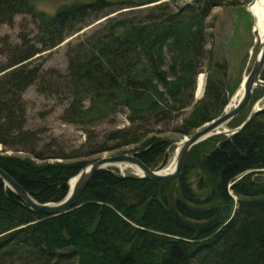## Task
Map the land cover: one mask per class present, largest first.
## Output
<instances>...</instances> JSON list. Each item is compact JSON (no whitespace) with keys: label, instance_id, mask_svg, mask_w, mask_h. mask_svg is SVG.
<instances>
[{"label":"trees","instance_id":"obj_1","mask_svg":"<svg viewBox=\"0 0 264 264\" xmlns=\"http://www.w3.org/2000/svg\"><path fill=\"white\" fill-rule=\"evenodd\" d=\"M37 1L0 0V25L28 15L37 29L33 40L23 36L17 45L4 40L7 60L0 63V145L30 156L0 155V168L36 202L62 200L69 180L89 161H64L59 155L50 158L62 162L46 161L37 133L25 128L22 94L35 83L40 89L48 86L49 74L38 55L92 22L128 9L105 19L101 31L69 44L65 77L48 84L69 94L61 116L65 123L91 125L120 107L128 111L129 127L112 132L106 142L119 143L96 153L135 144L131 151L140 152L138 159L161 169L171 143L146 138L150 123H169L174 113L190 107L178 130L189 136L229 103L221 85L208 78L203 98L194 99L206 55V20L214 8L250 0H190L171 8L163 2L142 13L138 7L161 0H95L64 5L51 15L37 10ZM253 93L257 97L258 90ZM245 111L227 126H239ZM194 170L211 188L202 200L187 182ZM169 196L188 219L209 220L223 209L226 217L209 229L191 230L168 212ZM181 200L214 209L194 214ZM77 205L48 218L32 211L0 179V264H264V109L237 134L213 136L194 146L177 182L104 169L93 175Z\"/></svg>","mask_w":264,"mask_h":264},{"label":"rangeland","instance_id":"obj_2","mask_svg":"<svg viewBox=\"0 0 264 264\" xmlns=\"http://www.w3.org/2000/svg\"><path fill=\"white\" fill-rule=\"evenodd\" d=\"M95 0H38L36 2L37 10L46 14H54L60 7L75 2H93ZM109 2H140L145 0H106ZM190 0H161L151 4H145L141 7L140 13L145 12L154 5L167 2L169 7L182 5ZM251 2V0H250ZM250 2L240 1L239 5L229 7H217L212 9L207 18V41L205 46L206 55L201 64L200 73L196 77H203L206 84L207 78L213 80L216 84L221 85L226 95L230 98L236 92L242 78L248 73L252 66L257 45H254L253 34V18L246 11V7ZM121 11L109 14L101 19L92 22V24L84 27L78 33L66 38L65 41L56 48L39 54L38 61L41 68L47 72L46 85L49 86L48 80L54 82V79L63 78L67 72V51L68 45L76 43L84 36H90L93 33L102 30L105 19L109 17H118ZM124 14V13H123ZM37 34L36 25L28 15H16L11 25H0V63L4 64L7 60L6 50L3 49L2 43L6 40L11 45L20 43V37L26 36L33 40ZM253 53L251 54V50ZM208 58L211 61H208ZM35 83L29 86L22 94L25 105V128L37 133L38 150L45 151L46 161L62 162L61 159L50 158L51 156H61L64 161H95L97 159L109 156L128 153L134 150L137 145H123L115 149L105 152H97L106 146L118 144L119 142L107 143V138L112 132L122 130L129 127L127 121L128 111L125 108H118L116 111L108 114L106 117L96 121L91 125L69 124L62 121V114L69 104V94L66 89L45 86ZM54 86V85H53ZM205 87V85H204ZM55 88V89H53ZM196 89V85H195ZM41 90L43 92H41ZM205 90V89H204ZM257 97L252 95L250 104L245 108V115H248L253 108H262L264 106V88H259ZM233 93V94H232ZM204 96L196 98L194 91V99L199 100ZM231 99V98H230ZM229 99V100H230ZM85 106L88 105L86 101ZM191 108L180 111L179 114L172 115L174 119L169 123H150L147 126L148 133L146 138L156 136L167 139L171 146L166 150L168 154L167 163L163 168H156L154 171H160L166 168L172 158L176 147L173 143L182 141L185 137L178 130L183 119L189 114ZM247 117V116H246ZM229 128V127H228ZM1 156H15L20 158H30V156L22 151L5 149L0 145ZM87 164V165H88ZM86 165V166H87ZM85 166V167H86ZM107 169L117 171L121 176L134 175L137 173L134 167H108ZM191 190L199 199H204L211 191L207 179L199 171H191L187 177ZM175 188V186H174ZM174 193V192H173ZM172 195V194H171ZM172 199V198H171ZM78 205L76 204L75 208ZM73 208V209H75Z\"/></svg>","mask_w":264,"mask_h":264},{"label":"water","instance_id":"obj_3","mask_svg":"<svg viewBox=\"0 0 264 264\" xmlns=\"http://www.w3.org/2000/svg\"><path fill=\"white\" fill-rule=\"evenodd\" d=\"M254 1L255 0H251L250 3H253ZM246 11L248 12L247 8ZM256 45L257 50L254 55L252 66L239 84V86L243 87V94L239 102L230 110H228L227 104L224 107L221 115L204 124L202 127L195 130L191 135L185 137L182 141L173 143L177 149L173 159L174 168L171 172L162 174L160 171H154L150 169L136 156L140 152L135 151L97 159L81 169L74 177L69 180L68 191L62 200L45 204L36 202L11 176H9L1 168L0 179L3 181L5 186L32 211L48 218L59 216L75 208L79 198L88 186L93 175L100 170L107 169L108 167H135L139 170L140 174H137V176L132 175L133 177L166 184L177 182L185 168L188 153L194 146L213 136H232L237 134L247 125V123L256 113L264 109V106L258 109L253 108L247 115L246 119L239 126L235 128H229L227 131L218 130L221 126L230 123L241 114V112L250 104L254 90L264 88V81L261 78L262 72L264 70V34L259 42H257L255 38L253 47ZM71 180H73L72 185L70 184ZM180 202L187 211L194 214L206 213L214 209V206L196 207L187 204L183 200ZM168 212L175 218L177 222L194 231L209 229L214 225H217L219 222H222L226 217V209H223L221 213H217L209 220L195 221L188 219L182 216L176 210L175 203L172 201L171 196H169L168 201Z\"/></svg>","mask_w":264,"mask_h":264},{"label":"bare ground","instance_id":"obj_4","mask_svg":"<svg viewBox=\"0 0 264 264\" xmlns=\"http://www.w3.org/2000/svg\"><path fill=\"white\" fill-rule=\"evenodd\" d=\"M246 8L248 10V13L253 18L254 38H256L257 42H259V40L263 37V34H264V0H255L253 3H249ZM253 50L254 49L251 50V54L253 53ZM204 85H205V83H204L203 77L199 76L197 78V84H196V90H195L196 91V98L201 97L202 93L204 92ZM242 94H243V87L239 86L237 88L236 92L232 95L231 99L229 100L228 110L232 109L239 102ZM228 129L229 128H228L227 124H225V125L221 126L218 130L227 131ZM175 152H176V150H175ZM174 155H175V153H174ZM173 159H174V157L172 158L170 164L166 168L160 170V173L165 174V173H169L173 170V168H174ZM118 167L121 169L124 168V166H118ZM134 170L138 175L140 174V172L137 168L134 167ZM72 183H73V180H71L70 184L72 185Z\"/></svg>","mask_w":264,"mask_h":264}]
</instances>
